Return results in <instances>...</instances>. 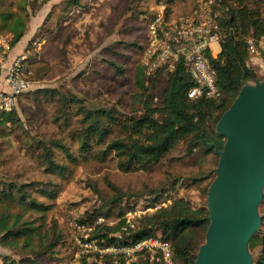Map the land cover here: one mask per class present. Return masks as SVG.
I'll return each mask as SVG.
<instances>
[{
	"label": "rangeland",
	"instance_id": "374dc122",
	"mask_svg": "<svg viewBox=\"0 0 264 264\" xmlns=\"http://www.w3.org/2000/svg\"><path fill=\"white\" fill-rule=\"evenodd\" d=\"M62 1L48 2L45 8H41V19L37 17L35 23L31 22V25H39L33 40L44 42L41 63L37 74L33 76L32 72L30 75L31 90L17 100L15 111L20 124L7 123L0 127V180L30 184L31 189L59 190L56 199L39 198V191H31L33 197L35 195L49 207L43 216L54 220L64 235L61 246H57L52 254L41 257L42 264H58L73 258L76 248L68 223L93 209L105 214L111 208L114 216H102L106 222H112L113 227L119 221L116 214L126 200L144 199L162 189L171 190L173 197L186 199L193 208L206 207L207 192L218 178L216 172L220 162V156L215 152L205 154L199 148L187 154L185 144L179 143L148 171L120 172L113 155L97 161L89 153L78 154L77 139L73 136L80 127L79 117L74 115L78 106L66 111L72 116L69 127L63 129V124L67 123L65 112L58 111L60 104L55 96L35 94L39 89H55L66 95H75L88 109H114L117 120L105 119L103 127L106 132L102 140L122 138L125 135L120 128L121 122L141 108L134 97L137 92L134 75L143 60L141 47L145 43L148 20L161 11L166 21L178 20L190 14L201 0H81L78 5L66 8L61 6ZM214 2L217 4L212 7V13L217 19L222 12V1ZM108 61L123 66L124 75L117 77L106 64ZM168 72L167 69L159 72L161 82ZM257 74L264 81V73ZM40 140L61 141L78 156L76 163H67L72 176L66 181L56 173H46L39 166L37 156L40 149L34 150L30 145ZM90 141L94 143L98 139L94 137ZM101 146L94 145V150ZM53 152L58 162H65L63 155ZM86 155L88 158L84 160ZM118 193L124 196L122 202L110 204ZM262 194L264 196V185ZM10 213L22 215L23 221L37 218L29 210L11 208ZM256 213L261 220L264 209L258 207ZM259 230H264L262 224ZM21 246L19 240L0 243V264H3L4 257L18 260L21 257L19 252L28 250L22 251ZM247 250L255 262L259 258V247L253 245Z\"/></svg>",
	"mask_w": 264,
	"mask_h": 264
},
{
	"label": "trees",
	"instance_id": "16d2710c",
	"mask_svg": "<svg viewBox=\"0 0 264 264\" xmlns=\"http://www.w3.org/2000/svg\"><path fill=\"white\" fill-rule=\"evenodd\" d=\"M51 0H0V36L10 35V47H14L28 30V23L40 9ZM81 0H63L61 6L78 5ZM221 15L216 19L221 33L220 53L216 58L208 54V60L215 69V82L220 96L215 99H190L188 90L193 82L187 75L180 60L174 69L167 73L165 80H159V72L147 78L144 68L135 69L134 97L141 108L138 112L125 117L121 130L125 136L102 140L106 129L105 119L115 122V110L107 108L88 109L75 95H66L55 89H39L35 94L55 96L60 104L58 111L64 113L63 129L69 127L72 115L66 112L72 106L79 117L77 134H73L78 143V154L89 153L97 161H104L111 155L116 159V168L123 173L148 171L160 163L177 144L184 143L187 154L202 148L203 152L222 150L225 138L217 131L223 114L228 111L237 98L241 88L249 83L261 81L254 67L250 64L246 40L259 39L264 36V0H221ZM63 11V10H62ZM116 55V54H115ZM117 77L124 75V67L114 61L106 63ZM158 90V92H157ZM70 116H69V115ZM58 119V118H57ZM20 124L15 109L0 116V127L6 124ZM96 137L98 142L91 143ZM101 144L94 150V145ZM34 150L40 149L37 156L39 166L48 174H58L66 181L72 176L67 163H76L78 156L72 154L69 147L61 141H35L30 145ZM64 156L65 162L56 159L55 152ZM88 158L85 156L84 160ZM68 174L70 175L68 177ZM30 184L0 180V243L8 244L19 240L22 251L18 260L4 257L3 264H42L44 254H52L61 246L64 235L54 220H47L45 206L32 190L39 191L45 199H56L59 190L45 188L31 189ZM31 189V190H30ZM37 193V192H36ZM59 194V193H58ZM150 203H158L165 197L169 203L151 214H145L136 220L133 229L122 231V216L140 200H126L116 214L119 220L115 226L100 224L95 226L91 239L103 240L106 245L132 244L146 237H158L166 241L171 248L174 264H195L197 253L205 242L210 226L209 211L206 207L193 208L186 199L173 197L171 190L153 192ZM123 195L118 193L110 204L122 202ZM149 197V196H147ZM258 207L264 209V196ZM31 211L37 215L34 221H23L22 215L10 213V209ZM115 213L109 208L105 214L99 209L86 212L83 216L73 218L79 223L94 225L98 217H111ZM104 215V216H102ZM264 226V213L261 218ZM72 234L73 231L71 230ZM117 234H121L119 237ZM74 243V241H73ZM259 247V258L252 264H264V230L259 229L248 241V248ZM23 255V256H22ZM80 264H94L82 258ZM103 264H114L110 257H105ZM134 264H155L140 258Z\"/></svg>",
	"mask_w": 264,
	"mask_h": 264
},
{
	"label": "built area",
	"instance_id": "2783aa9c",
	"mask_svg": "<svg viewBox=\"0 0 264 264\" xmlns=\"http://www.w3.org/2000/svg\"><path fill=\"white\" fill-rule=\"evenodd\" d=\"M216 4L214 0H201L190 14L178 20L166 21L163 11L148 20L140 65L144 68L146 79L163 69L172 71L181 60L193 82L187 92L190 99H215L220 96L215 82V69L207 57L208 54L213 55L214 46L220 45L221 40L216 16L212 13V7H216ZM10 40V35L0 36V75L4 74L6 82V89L0 91V116L12 112L18 98L31 90L30 66L41 58V42L31 40L23 53L8 61ZM246 44L249 59L264 56V36L259 39L248 38ZM151 198L153 196L138 200L122 216L123 232L133 229L141 216L151 214L169 203L165 197L158 203H150ZM103 223L112 225L103 217H98L94 225L70 220L68 225L73 231L76 251L71 260L58 264H80L82 258H87L88 263L103 264L105 257H110L114 264H134L140 258L155 264H174L170 245L158 237H146L128 245H106L103 240L91 239L95 226Z\"/></svg>",
	"mask_w": 264,
	"mask_h": 264
},
{
	"label": "water",
	"instance_id": "95a60500",
	"mask_svg": "<svg viewBox=\"0 0 264 264\" xmlns=\"http://www.w3.org/2000/svg\"><path fill=\"white\" fill-rule=\"evenodd\" d=\"M224 136L218 178L207 192L210 226L195 264H252L248 241L259 229L264 185V81L244 85L218 123Z\"/></svg>",
	"mask_w": 264,
	"mask_h": 264
},
{
	"label": "crops",
	"instance_id": "0c3cea01",
	"mask_svg": "<svg viewBox=\"0 0 264 264\" xmlns=\"http://www.w3.org/2000/svg\"><path fill=\"white\" fill-rule=\"evenodd\" d=\"M53 3V2H52ZM47 6V4L45 6L42 7L45 8ZM42 9H40V11L34 16L32 17V19L30 20V23L28 26V30L26 32V34L21 38V40L10 49L9 51V56H8V61H11L13 58H15L16 56L20 55L21 53L24 52V50L26 48H28V46L30 45L31 40H33V37L35 35V33L37 32V28L39 25H31V22L35 23V19L37 17H40L39 19H41L43 12ZM44 42L41 41L40 43V49H41V57H42V45ZM220 53V45L214 46V52H213V57L216 58L218 56V54ZM41 61V58H40ZM36 62L33 63L30 66V72L32 74L33 72V76H35L38 72V66L40 65L41 62ZM250 64L254 67V69H256V71L258 73H264V59L261 57L258 58H252L250 59ZM6 89V82H5V77L4 74L0 75V91L1 90H5Z\"/></svg>",
	"mask_w": 264,
	"mask_h": 264
}]
</instances>
